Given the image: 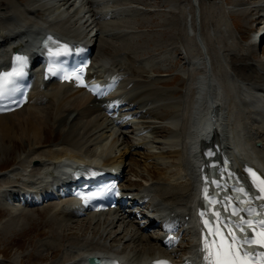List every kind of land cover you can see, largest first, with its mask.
Segmentation results:
<instances>
[{"label": "bare ground", "instance_id": "obj_1", "mask_svg": "<svg viewBox=\"0 0 264 264\" xmlns=\"http://www.w3.org/2000/svg\"><path fill=\"white\" fill-rule=\"evenodd\" d=\"M129 1L135 4L140 0H0V67L8 66L10 50L19 48V53L34 58L33 52L40 46L41 38L56 30L62 38L86 42L91 41L93 33L97 34L96 43L99 41L100 44L95 46L98 57L93 63L92 73L116 69L124 74H144L148 65L156 74V63L134 58L135 52L130 49L134 40L130 35L135 31H132L129 16L142 10L135 6L130 8L125 3ZM253 1L258 3L239 10L249 14L256 8L257 18H264V0ZM194 2L198 3L199 0ZM194 6L198 16L197 30H194L191 20L189 24L192 27H189L188 34L194 42L191 50H199L197 54L193 50L184 52L189 66L185 78L189 81L183 94L173 97L176 90L162 87L164 85L160 83L164 84L165 80L153 78V74L146 81L127 77L128 82L132 83L131 88L124 91L129 101L121 100L123 103L118 104L122 108V118H135L131 121V130L117 128L100 107L92 105L93 99L89 94L54 83L42 89L40 83L36 82L33 104L14 113L0 115V162L11 157L12 153L17 160V166L11 170L13 176L10 183H14L11 186L22 184L29 189L46 187V176L71 162L123 166L127 171L130 165L127 161L132 154L142 155L145 163L152 158V165L159 170L161 179L146 180V185L137 191L125 185L123 188L126 193L146 201L147 205L153 204L149 210L144 206L138 207L139 213L146 217L151 214L154 220L160 221L158 225L152 222V227H158L163 221H171L175 213L176 223H180L182 230L188 234L189 244L183 248L188 254L184 259L187 264H200L197 258L199 227L195 212L204 165V150L202 154L198 151L202 137L208 134L214 139L212 143L204 142L203 149L212 151L209 146L216 143L224 145L222 149L237 173L244 165L251 164L264 175V59L247 63L246 57H252L253 49L246 48L241 54L239 71L243 70L240 65L244 61V70L250 74L243 76L240 73L238 78L231 68L232 47L230 52L229 47L224 51L226 47L221 42L216 46L210 44L211 40L227 38L239 45L234 28L229 27L230 22L224 16L222 19L218 16L221 27L209 30L206 37L202 28L208 19L199 17V3ZM213 7L218 11L223 9L220 1ZM180 10L175 7L173 12L178 15ZM171 19V24L162 23V32L178 34L177 19ZM113 24H124L126 29L114 28L111 26ZM210 51L214 53V60L210 57ZM155 60L159 62L157 64L166 61L160 57ZM139 61L141 65L138 64V67L136 63ZM216 61L221 65L219 75L214 68ZM150 64L153 66L150 67ZM210 115H213L212 119ZM50 117L68 135L65 142L54 146H47L44 141V131ZM163 130H167L168 135L161 137ZM130 135H133V142L128 144ZM26 144L28 149L24 147ZM142 148L149 152H139ZM164 149L165 152L171 150L170 156H176V162H172V165L165 161L172 157H167L162 152ZM33 162L40 165L31 169ZM6 184H0V187ZM149 196L150 199L147 198ZM67 203L60 202L50 211L52 220H56V230H69L70 224L79 221L65 207ZM86 219L92 231H88L84 240L76 246H70L73 249H68L66 256H62L64 260L53 264H87V258L101 256H111L129 263H146L163 256L174 257L173 252H167L163 246L152 242L151 239L157 240L158 237L147 234L133 220H124L116 212H100ZM73 253L75 255L71 256Z\"/></svg>", "mask_w": 264, "mask_h": 264}, {"label": "rangeland", "instance_id": "obj_2", "mask_svg": "<svg viewBox=\"0 0 264 264\" xmlns=\"http://www.w3.org/2000/svg\"><path fill=\"white\" fill-rule=\"evenodd\" d=\"M218 1H220L223 6V9L220 11H218L219 9H215V7H213V4ZM125 3L128 4L130 8L131 6H135V8L138 7L142 10L137 12L135 15H133L134 12H132V17L129 16L132 20V31H135L130 35V37L134 39L132 45H130V49L135 52L133 54L134 58L137 57L142 60L146 59L149 62L153 61L156 63V66L158 65V68L155 71L156 74H153L149 69V66L146 65L147 72H144V74L135 72L131 76L137 80L139 78L140 81L149 80L152 74L153 78L160 77L162 78L161 80H165L164 84L160 83V85H164L162 87L168 88L171 91L176 90L173 95L171 94L173 97H180L184 92L186 83L189 81L185 78V71L189 67L186 62L187 57L185 56V53H190V51L193 50H191V47L194 42H192L190 35L188 34V31L190 30L189 27H192L189 24L191 20L194 22V30H197L198 21L196 20L198 16L196 15V8L194 5L199 3V17H201V19L204 18V20L208 19V22L206 21L204 24L205 28H202V33L206 37H208L207 35L209 34V30L219 29L221 27V23H219V19L217 18L221 17L220 19H222V16H224L225 20L230 22L231 26L229 25V27L234 28L235 32L238 31L239 34L236 33V37L239 39L238 43H242L244 40L245 43L248 44V48L252 49L251 47H253L252 42H250L251 36L249 33L250 31H255L258 28L256 27V21L253 18L258 16V13H256L255 6V10L253 12L250 11L249 14L241 13L239 8L257 4L258 1L199 0L198 3H195L194 0H143L142 2L140 0L135 4H132V1ZM175 7H179L181 9L178 15L173 12ZM259 14L261 15V12H259ZM169 18H173V20L177 19L176 23L178 22L177 25L179 27L178 34L170 35L162 32V23L164 25L171 24L170 21H172V19L169 20ZM262 21L264 22V19ZM235 24L237 25V28ZM123 25L113 24L111 26L114 28L121 27L126 29ZM229 41L230 40L227 38L222 41L215 39L213 41L211 40L210 44H214V46H216V43L221 42L223 47H226L224 51H226L229 47L230 52V47H232L233 52L230 57L232 61L231 68H233L236 72L238 78H240V73H242L243 76H246V74L249 73V71L244 70L246 62L243 61L242 65H240L243 70L241 72L239 71V64L242 61L241 54L244 53L243 48H241L242 46H239L235 41H230V44ZM198 50H193L192 52L197 54ZM209 54L214 60L215 56L213 51H210ZM251 56L252 57L248 56L249 59L246 57L248 61L247 63H255L259 60H263L264 45L263 47L257 49L254 48ZM97 57L98 49L95 59ZM158 57L164 58L166 61L162 64H157L159 62L155 59ZM138 64L139 66L141 65L140 61L139 63H136V66H138ZM152 66L153 64L150 67ZM214 68L216 74L219 75L221 65L218 61L215 62ZM251 76L254 77L253 74ZM242 78L243 77H241V79ZM51 112L53 111L51 110ZM46 126L47 127L44 131L45 145L54 146L58 143L65 142L68 138V135L63 131V127H58L54 118L50 117ZM166 132L167 130H163L161 132V137L168 135V132ZM130 137L131 138H129L128 143L132 142L133 135H130ZM25 143H27V141ZM18 147L21 149L20 143ZM24 147L28 149V144ZM160 148L163 149L164 147ZM157 150L159 149H156V151ZM138 151L145 153L149 152V150L143 148ZM165 151L166 150L164 149L162 152H164L167 157H172L170 160L168 159L165 161L172 165V162H176V156L169 155L171 150H167V152ZM14 156L15 154L12 153L11 157L0 162V183L3 181V178L1 177L2 172L5 170H12L15 165L17 166V160H15ZM127 162L130 164L127 169L128 173L125 181V186L127 188L137 191V189H141L143 185H146V180L151 181L153 178L161 179L159 178V170L152 165L154 162L152 158L147 160V163H145L142 155L137 153L132 154ZM168 166L169 165L166 167ZM30 168H33L31 164ZM56 205L57 204H53L42 208H22L14 211L0 208V264H53L60 259L64 260L62 256L67 254L68 249H73V247L70 246H76L79 242L84 240L86 233L92 231V226L88 223L87 219L70 224L71 229L69 228V230H56V220H52L51 218V212ZM9 221L11 222L9 223ZM151 240L154 244H159V239ZM48 244H50V246H48ZM73 255L75 254L73 253L71 256Z\"/></svg>", "mask_w": 264, "mask_h": 264}, {"label": "snow or ice", "instance_id": "obj_3", "mask_svg": "<svg viewBox=\"0 0 264 264\" xmlns=\"http://www.w3.org/2000/svg\"><path fill=\"white\" fill-rule=\"evenodd\" d=\"M17 60L22 59L21 57H17ZM15 71V70H14ZM0 84H2V80H0ZM2 94V93H0ZM264 183V181H262ZM110 191H112L115 195H119V191L116 189L115 185H112L110 188ZM203 215V213H202ZM238 231L242 232V229H238ZM228 240L232 243L236 242V237L232 235L231 233L228 234ZM241 240L245 241V243H251L253 242V238L251 237V234L248 235H241ZM243 247V245L241 246ZM251 252L255 253L258 249L257 248H251L249 249ZM259 250L264 251V233L261 234V239L259 241ZM247 254V253H245ZM218 259L216 261V264H236V260L234 258V250L232 249L231 244L228 245L227 248L222 249L220 252L217 253ZM160 264H167V262H160Z\"/></svg>", "mask_w": 264, "mask_h": 264}, {"label": "water", "instance_id": "obj_4", "mask_svg": "<svg viewBox=\"0 0 264 264\" xmlns=\"http://www.w3.org/2000/svg\"><path fill=\"white\" fill-rule=\"evenodd\" d=\"M94 261H95V259H91V264H93V263H94Z\"/></svg>", "mask_w": 264, "mask_h": 264}]
</instances>
